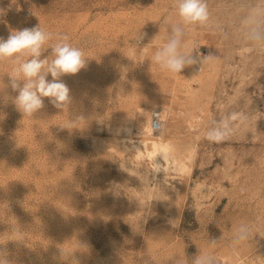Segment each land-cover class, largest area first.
Listing matches in <instances>:
<instances>
[{
  "label": "rangeland",
  "instance_id": "obj_1",
  "mask_svg": "<svg viewBox=\"0 0 264 264\" xmlns=\"http://www.w3.org/2000/svg\"><path fill=\"white\" fill-rule=\"evenodd\" d=\"M258 2L208 0L228 38L212 28L186 32L202 56L217 58L201 71L197 58L173 76L145 59L170 27L173 0H0V37L40 25L67 35L88 57L79 73L61 78L68 108L44 98L31 118L16 108L11 65L0 62V255L7 264H175L178 254L164 259L173 252L191 259L211 238L219 264H231L233 227L254 222L264 230V51L241 55L238 33ZM140 35L139 47L150 43L143 62ZM241 109L258 117L222 143L204 139L203 125L190 127L194 116L207 121ZM152 113L160 114L162 134L151 128ZM155 141L176 149L178 170L167 182L150 169ZM251 244L238 264H264V237Z\"/></svg>",
  "mask_w": 264,
  "mask_h": 264
},
{
  "label": "clouds",
  "instance_id": "obj_2",
  "mask_svg": "<svg viewBox=\"0 0 264 264\" xmlns=\"http://www.w3.org/2000/svg\"><path fill=\"white\" fill-rule=\"evenodd\" d=\"M169 21L170 27L162 37V42L145 59L155 64L160 71L173 76L180 75L186 67L196 64L197 58L202 65L200 71L217 58L212 54L202 56L199 53L200 47L189 45L185 41L186 32L196 27L212 28L223 38H228L223 26L213 22L208 0H173ZM238 33L241 55L264 51V0L247 8L239 21ZM142 39L143 36L140 35L135 44L139 49L138 62L145 60L139 57L146 56L144 50L150 44L139 47ZM49 48L50 55L41 58ZM86 58L88 57L85 52L71 44L67 35L53 33L40 25L13 31L7 39L0 37V62L7 61L11 65V70L7 72L8 86L18 93L14 103L24 117L31 118L34 113L42 109L44 98H48L49 103L58 109L68 108L71 103L70 90L61 78L79 73L86 65ZM49 76L51 79L48 78ZM254 116L258 117L249 113L247 109L232 111L219 119L209 118L207 121L202 117L194 116L190 121V127L199 129L203 125L204 139L211 143H222L239 130L248 127ZM157 119L155 125L151 121V127L153 131L158 130L162 134L164 123L160 115ZM78 121L79 119L75 121L69 119V125H74ZM175 151L172 143H165L158 152L163 164L155 162L158 155L152 161L151 171L154 174L163 172L165 182L169 175L178 170L174 164ZM188 154L191 155V149L188 150ZM257 234L264 237V230L258 229L254 222H241L233 227L226 243L227 258L231 264H238L241 251L249 246L252 247L251 241ZM217 248V239L211 238L198 246L197 253L191 259L185 254L173 252L164 260L178 254L179 259L175 264H219ZM150 257L151 260L156 261L152 254ZM0 264H7L2 255H0ZM145 264L149 262L146 261Z\"/></svg>",
  "mask_w": 264,
  "mask_h": 264
},
{
  "label": "bare ground",
  "instance_id": "obj_3",
  "mask_svg": "<svg viewBox=\"0 0 264 264\" xmlns=\"http://www.w3.org/2000/svg\"><path fill=\"white\" fill-rule=\"evenodd\" d=\"M153 114V113H152ZM151 124V123H150ZM147 129H149V127L147 128ZM149 131H150V129H149ZM163 145L164 144H158V143H156V141L153 143V150L150 152V154L151 155H154V156H157L158 155V152L160 151V149L163 147ZM157 158V160H158V162L157 163H160L161 164V160H163L162 159V157L161 156H157L156 157Z\"/></svg>",
  "mask_w": 264,
  "mask_h": 264
},
{
  "label": "built area",
  "instance_id": "obj_4",
  "mask_svg": "<svg viewBox=\"0 0 264 264\" xmlns=\"http://www.w3.org/2000/svg\"><path fill=\"white\" fill-rule=\"evenodd\" d=\"M159 115H160L159 113H156L155 115H153L152 123L154 125L157 124V122H158V119L157 118H158ZM154 131L158 132V130H154Z\"/></svg>",
  "mask_w": 264,
  "mask_h": 264
}]
</instances>
